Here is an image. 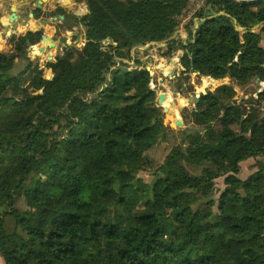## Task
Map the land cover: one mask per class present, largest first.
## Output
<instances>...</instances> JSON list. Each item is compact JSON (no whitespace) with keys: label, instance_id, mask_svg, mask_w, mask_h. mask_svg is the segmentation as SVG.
Returning a JSON list of instances; mask_svg holds the SVG:
<instances>
[{"label":"trees","instance_id":"obj_1","mask_svg":"<svg viewBox=\"0 0 264 264\" xmlns=\"http://www.w3.org/2000/svg\"><path fill=\"white\" fill-rule=\"evenodd\" d=\"M83 1L80 17L57 8L84 43L46 64L51 79L30 61L0 75L3 264H264V89L235 90L264 82V0H205L184 40L173 34L188 0ZM41 36L18 37L8 68ZM152 42L182 51L181 75L230 80L196 93L186 139L156 164L152 76L124 60ZM248 158L257 168L240 178Z\"/></svg>","mask_w":264,"mask_h":264},{"label":"rangeland","instance_id":"obj_2","mask_svg":"<svg viewBox=\"0 0 264 264\" xmlns=\"http://www.w3.org/2000/svg\"><path fill=\"white\" fill-rule=\"evenodd\" d=\"M75 4H69L64 6L66 10L70 13L80 17L87 13L86 3L81 0H74ZM79 2V3H78ZM205 0H188V5L184 12L179 17V26L177 27L173 37L175 39H186L187 34L186 30L188 24L191 19L196 23L197 18L194 17L196 12L204 6ZM74 6V7H73ZM85 6V8H84ZM81 7V8H80ZM61 31L63 30V34L59 32L54 33V37L58 40L64 38L71 47L80 48L84 43V31L85 28L83 25H78L75 28L70 30H64L65 28L61 26V23L56 25ZM34 28V27H32ZM258 30V27H255ZM53 31L48 32V37L52 35ZM55 39V40H56ZM52 41H47L46 46L39 49H35L33 46L29 49V59L33 66H38L39 69L42 70V74L44 78H51L53 76V71L46 64L48 62L54 61L56 56L62 54L61 50L53 49L54 56H49L48 51L51 47ZM262 44L264 45V39L262 40ZM35 45V44H32ZM50 45V46H49ZM30 48V47H29ZM34 53L39 51V54L35 55ZM8 52V51H6ZM179 53L182 54V51L179 49L173 50L170 52L167 49V45L165 42L162 43H148L144 46H140L134 48L130 51V57L125 58V62L133 65L135 59L140 61V64L145 66L152 76L150 83L152 84L151 90L154 91L155 100L160 93H165V100L161 103V118L164 123L163 134L156 146H154L151 150L146 153V160H149L151 163V159L153 160V164L161 161L164 154L169 150V148L173 145L174 142H180L181 138H185L187 135V131L190 130L191 125H183V127H177L173 123V116L169 115L167 112V108L173 107L176 110V117H179L181 120L183 118L182 112L185 109H192L194 100L197 97L196 93L201 91L206 92L207 90H214L217 86L221 84H230V80L228 78L219 79L215 82L209 80L207 77H199L195 74H190L189 76L181 75L182 66L179 63ZM9 55V54H7ZM10 57V55H9ZM28 61H18L17 64L20 68L13 71V74L17 72L19 69L24 68L28 63ZM173 66L172 71L168 76H163L162 71L167 69L169 66ZM20 71V70H19ZM3 75V74H0ZM207 80V82H206ZM182 83V84H181ZM202 89V90H200ZM264 89V82H261L258 79L244 85L242 87L235 86L236 90V99L238 100H250L251 95L254 97L257 96V92H260ZM181 98V101H180ZM263 107V109L261 108ZM258 108L260 112L264 113V100H261L258 104ZM186 139V138H185ZM260 158H248L245 161L241 162L238 176L240 178L247 177L251 172H253L257 166L256 162ZM148 162V166H150ZM149 168L141 171L139 173L140 177H142L145 181H150L152 176L149 172ZM215 187L217 189H221L224 187L223 178L220 177L215 181ZM217 195V194H216ZM215 195V196H216ZM0 264H3V260L0 256Z\"/></svg>","mask_w":264,"mask_h":264},{"label":"crops","instance_id":"obj_3","mask_svg":"<svg viewBox=\"0 0 264 264\" xmlns=\"http://www.w3.org/2000/svg\"><path fill=\"white\" fill-rule=\"evenodd\" d=\"M18 1L19 0H0V67H2L1 71L3 72V75L13 74L14 68L20 60L31 62L29 54H27V56L15 57L11 69L8 68L5 58L8 59L9 55L10 57L15 56L16 52L14 47L18 37L25 35L28 31H41L42 35L46 34L47 36L49 31H53L52 35L48 37L49 41H53L52 39L55 36V32L63 34V30L61 31L56 25L63 20L64 17L57 14L56 11L59 7L69 5L68 3H64L63 0H59L56 6H54L56 0H42V7L38 8L34 3L35 0H29L25 5L21 6L20 10H17L15 4ZM10 5H12L11 8ZM13 10L16 14L15 18H11ZM30 13H33L32 17L30 16ZM35 13H38V15H35ZM36 29H38V31H35ZM30 45L33 46L32 44ZM11 47L13 51L10 50ZM41 48H44V46H41L40 48L37 47L39 51Z\"/></svg>","mask_w":264,"mask_h":264},{"label":"water","instance_id":"obj_4","mask_svg":"<svg viewBox=\"0 0 264 264\" xmlns=\"http://www.w3.org/2000/svg\"><path fill=\"white\" fill-rule=\"evenodd\" d=\"M58 1L59 0H56V2L54 3V6H56L58 4ZM27 2H29V0H19L15 4L16 9L17 10H20L21 6L22 5H25ZM34 3L36 4V6L38 8H40V7H42L43 1L42 0H35ZM72 3L75 4L74 0H72ZM11 7H12V5H10V8ZM84 8H85V6H84ZM15 15H16L15 14V11L13 10L12 13H11V18H15L16 17ZM30 16L32 17L33 16V13H30ZM35 31H38V29H36ZM255 32H257V30H255ZM55 39L56 38L54 37L52 39L53 40L52 41V44H50L51 45V47H50L51 49H49V51H48V55L49 56H54L53 49H56V50H59L60 49L62 53L65 50H67V49H71V45L64 38H62L60 40H55ZM48 40H49L48 36L46 34H43L41 36L40 40L37 43H35V45H33V46H36L38 48H40L41 46H46V42ZM33 46H31L29 44V40L27 39L26 40V44L23 47L22 52H21L22 53V56H27V54L29 52V49H31ZM178 55L180 56L181 53H179ZM172 69H173V66L171 65V66H169L167 68V70L165 69L164 71H162V75L163 76H168L169 73L172 71ZM0 74H3V72L1 71V69H0ZM208 78L211 79L214 82L216 81V79H214V78H211V77H208ZM46 79H51V78L47 77ZM151 87H152V84L149 83L148 84V89H151ZM202 92H204V91H202ZM165 97H166V94L165 93L158 94V96H157V98L155 100L156 106H159L160 107L162 105L161 103L163 102V100H165ZM196 99H197V97H196ZM167 112H168L169 115H172L173 116V123H174L175 126H177V127H183L184 124H183L182 120L179 117H176L175 116V109L173 107L167 108Z\"/></svg>","mask_w":264,"mask_h":264},{"label":"bare ground","instance_id":"obj_5","mask_svg":"<svg viewBox=\"0 0 264 264\" xmlns=\"http://www.w3.org/2000/svg\"><path fill=\"white\" fill-rule=\"evenodd\" d=\"M64 3H68V4H73L72 3V0H64ZM74 7V6H73ZM36 49H37V47H36ZM39 53V51L38 52H36V54H38ZM167 70V69H166ZM180 101H181V98H180ZM175 115H176V110H175Z\"/></svg>","mask_w":264,"mask_h":264},{"label":"built area","instance_id":"obj_6","mask_svg":"<svg viewBox=\"0 0 264 264\" xmlns=\"http://www.w3.org/2000/svg\"><path fill=\"white\" fill-rule=\"evenodd\" d=\"M260 108H261V107H260ZM261 109H263V107H262Z\"/></svg>","mask_w":264,"mask_h":264}]
</instances>
